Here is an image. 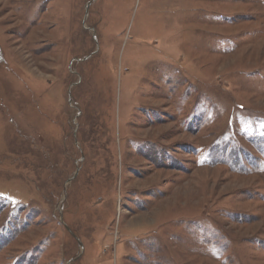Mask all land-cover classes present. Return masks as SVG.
Segmentation results:
<instances>
[{
	"label": "rangeland",
	"instance_id": "rangeland-1",
	"mask_svg": "<svg viewBox=\"0 0 264 264\" xmlns=\"http://www.w3.org/2000/svg\"><path fill=\"white\" fill-rule=\"evenodd\" d=\"M0 264H264V0H0Z\"/></svg>",
	"mask_w": 264,
	"mask_h": 264
}]
</instances>
